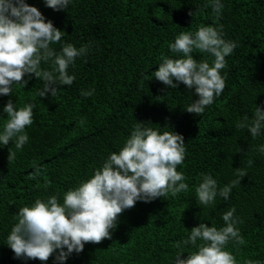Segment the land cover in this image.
<instances>
[{"label":"trees","instance_id":"1","mask_svg":"<svg viewBox=\"0 0 264 264\" xmlns=\"http://www.w3.org/2000/svg\"><path fill=\"white\" fill-rule=\"evenodd\" d=\"M25 2L65 32L61 42L51 45L57 53L67 43L90 49L69 66V75L76 77L72 85L58 86L55 96H39L44 82L34 74L25 75L26 87L14 84L11 95H0V131L10 99L17 109L35 105L23 148L16 149L14 141L0 145V264H59V250L47 262L15 257L7 237L18 222V210L54 195L62 204L68 190L91 178L112 152L123 148L140 122L184 137L186 156L177 171L186 176L189 190L175 198L169 194L138 201L119 216L111 239L85 244L83 252H73L64 264H175L178 252L183 251L184 259L197 250L190 244L177 249L176 242L187 239L200 223L224 227L222 216L233 207L245 244L234 247L230 242L226 250L238 264H264V153L259 151L264 127L255 139L246 128L236 127L245 116L251 122L256 106L264 110V0H220L224 7L218 20L213 0H71L58 11L44 0ZM221 25L223 39L237 47L221 70L223 93L197 116L185 111L199 98L195 89L183 83L170 88L154 72L163 58L182 57L169 48L179 34ZM192 55L213 64L209 53ZM41 69L52 71L51 61L42 62ZM92 89L93 95H81ZM9 149L16 153L10 162ZM237 168L247 175L227 200L217 196L214 205L198 204L195 188L202 174L223 187L237 179Z\"/></svg>","mask_w":264,"mask_h":264},{"label":"clouds","instance_id":"2","mask_svg":"<svg viewBox=\"0 0 264 264\" xmlns=\"http://www.w3.org/2000/svg\"><path fill=\"white\" fill-rule=\"evenodd\" d=\"M70 2L44 0L47 7L57 11L66 9ZM223 7L220 0H213L211 8L217 20ZM64 34L25 0H0V95H11L14 84L26 87V74H34L44 82L43 90L38 93L40 97L49 92L55 96L58 86L72 85L76 77L69 75V66L77 57L87 55L90 45L76 48L67 43L57 53L51 45L61 42ZM236 47L235 42L223 39L222 25L219 28L200 27L195 34L181 33L169 48L173 53H182V57L163 58L154 78L170 88H177L178 83H183L188 89L194 88L199 98L185 111L200 116L223 93L226 81L221 70L226 67L225 58ZM194 51L212 55L213 64L210 66L206 60L198 62L193 58ZM49 61L53 70L41 69V63ZM174 80L177 83H173ZM93 93L94 89L83 91L81 95L89 97ZM34 107V104H26L17 109L11 99L7 102L3 108L7 119L0 131V145L14 141L16 149L23 148L29 140L25 129L34 123ZM248 119L245 116L236 127L246 128L255 139L264 127V110L256 106L250 123ZM142 124L134 126L123 148L118 153L112 152L91 178L68 190L62 204L54 195L46 202L36 199L32 206L18 210V222L7 237V245L15 257L47 262L59 250L56 260L64 264L73 252H83L85 244H100L111 239V230L117 226L119 216L135 207L138 201L147 203L167 198L169 194L175 198L189 190L184 182L186 176L177 171L186 156L184 137L173 131L160 133L142 127ZM259 151L264 153V146ZM15 155L9 149L8 161ZM251 163L249 161V165ZM246 175L245 169L237 168V179L219 187L211 175L202 174V182L195 188L198 204L214 205L217 196L227 200L232 189ZM235 211L233 207L223 214L224 227L218 229L200 223L190 230L187 239L176 242L174 246L177 249L190 244L197 250L189 252L184 259L181 258L183 251L178 252L175 264H238L236 256L226 250L230 242L234 247L245 244L236 227L240 221L234 217ZM197 241L201 243L197 244ZM244 264H260V261L246 260Z\"/></svg>","mask_w":264,"mask_h":264}]
</instances>
